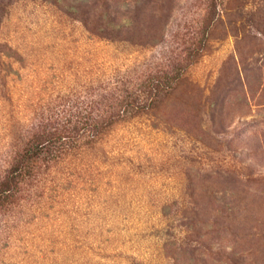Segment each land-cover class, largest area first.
<instances>
[{
	"label": "rangeland",
	"instance_id": "374dc122",
	"mask_svg": "<svg viewBox=\"0 0 264 264\" xmlns=\"http://www.w3.org/2000/svg\"><path fill=\"white\" fill-rule=\"evenodd\" d=\"M70 1L0 0V178L43 113L170 88L20 183L0 264H264V0H110L105 37Z\"/></svg>",
	"mask_w": 264,
	"mask_h": 264
},
{
	"label": "trees",
	"instance_id": "16d2710c",
	"mask_svg": "<svg viewBox=\"0 0 264 264\" xmlns=\"http://www.w3.org/2000/svg\"><path fill=\"white\" fill-rule=\"evenodd\" d=\"M102 7L96 18L94 33L102 34L103 25H107L105 12L110 8V0H100ZM71 0L68 8L75 12L81 8L85 12V24L88 12L97 8V0ZM137 84V86H136ZM134 85V84H133ZM126 86L97 99H89L86 107L70 103L63 108L54 109L50 114H42L35 126L16 143L10 156L6 174L0 178V206L12 202V198L21 189L20 183H35L60 162L74 160L86 149L96 145L102 137L117 124L143 117L150 109L157 107L167 93L157 80H143L135 86ZM93 104V105H92ZM103 105L113 110L95 111L92 106Z\"/></svg>",
	"mask_w": 264,
	"mask_h": 264
}]
</instances>
